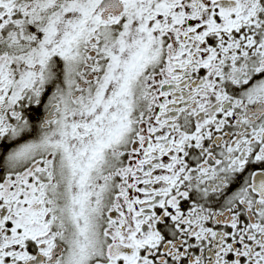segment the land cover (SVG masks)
I'll return each instance as SVG.
<instances>
[{
	"label": "snow or ice",
	"instance_id": "1",
	"mask_svg": "<svg viewBox=\"0 0 264 264\" xmlns=\"http://www.w3.org/2000/svg\"><path fill=\"white\" fill-rule=\"evenodd\" d=\"M0 264H264V0H0Z\"/></svg>",
	"mask_w": 264,
	"mask_h": 264
}]
</instances>
